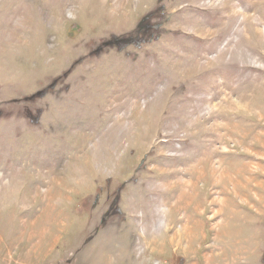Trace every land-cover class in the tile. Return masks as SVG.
Here are the masks:
<instances>
[{
  "label": "rangeland",
  "instance_id": "rangeland-1",
  "mask_svg": "<svg viewBox=\"0 0 264 264\" xmlns=\"http://www.w3.org/2000/svg\"><path fill=\"white\" fill-rule=\"evenodd\" d=\"M0 264H264V0H0Z\"/></svg>",
  "mask_w": 264,
  "mask_h": 264
}]
</instances>
